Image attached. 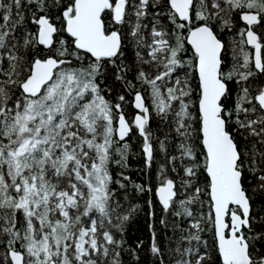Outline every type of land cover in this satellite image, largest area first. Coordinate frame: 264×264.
<instances>
[{
  "label": "snow or ice",
  "instance_id": "6c2138e0",
  "mask_svg": "<svg viewBox=\"0 0 264 264\" xmlns=\"http://www.w3.org/2000/svg\"><path fill=\"white\" fill-rule=\"evenodd\" d=\"M145 247L264 264V0H0V264Z\"/></svg>",
  "mask_w": 264,
  "mask_h": 264
},
{
  "label": "trees",
  "instance_id": "16d2710c",
  "mask_svg": "<svg viewBox=\"0 0 264 264\" xmlns=\"http://www.w3.org/2000/svg\"><path fill=\"white\" fill-rule=\"evenodd\" d=\"M133 147V153L139 152V140L133 139L131 141ZM142 166V161L135 154L130 158V170L128 172L129 175L132 176L134 180L140 181L143 179L141 176L137 174V170ZM139 203L143 204V201H139ZM159 214V209H157ZM128 237V243L135 246L137 238L143 239L145 241V246L148 243V232H147V224L145 222L144 212L141 211L135 219H133L128 225V231L126 233ZM141 256V264H150V257L147 254L146 247L145 251L140 253ZM124 264H134L129 255L124 256Z\"/></svg>",
  "mask_w": 264,
  "mask_h": 264
}]
</instances>
